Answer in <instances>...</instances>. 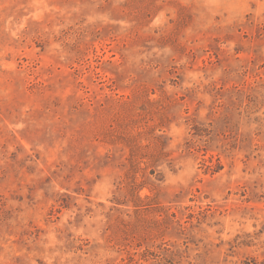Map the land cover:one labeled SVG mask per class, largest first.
<instances>
[{"label":"rangeland","instance_id":"374dc122","mask_svg":"<svg viewBox=\"0 0 264 264\" xmlns=\"http://www.w3.org/2000/svg\"><path fill=\"white\" fill-rule=\"evenodd\" d=\"M0 264H264V0H0Z\"/></svg>","mask_w":264,"mask_h":264}]
</instances>
